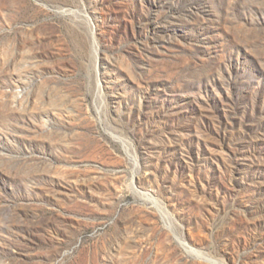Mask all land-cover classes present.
I'll return each instance as SVG.
<instances>
[{
	"label": "rangeland",
	"instance_id": "obj_1",
	"mask_svg": "<svg viewBox=\"0 0 264 264\" xmlns=\"http://www.w3.org/2000/svg\"><path fill=\"white\" fill-rule=\"evenodd\" d=\"M0 264H264V0H0Z\"/></svg>",
	"mask_w": 264,
	"mask_h": 264
}]
</instances>
